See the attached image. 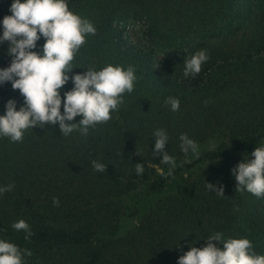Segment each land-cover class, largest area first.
Here are the masks:
<instances>
[{"label":"trees","instance_id":"16d2710c","mask_svg":"<svg viewBox=\"0 0 264 264\" xmlns=\"http://www.w3.org/2000/svg\"><path fill=\"white\" fill-rule=\"evenodd\" d=\"M10 3L0 0V18L10 14ZM67 3L96 28L75 54L73 67L80 68L72 73L113 64L132 66L137 79L112 118L86 136L78 130L65 136L53 125L26 130L20 142L0 138V185H14L0 196V238L18 245L22 255L31 252L24 264H176L188 243L201 247L217 231L246 237L255 253L264 254V196L236 191L230 174L264 141V0ZM128 11L144 20L150 44L165 49L161 64L151 50L120 39L115 23ZM227 28L249 30L241 51L210 54L197 76L184 77L183 59L190 56L179 48ZM6 47L0 44V67L9 63ZM71 87L69 81L61 95ZM167 97L179 99L177 111ZM9 98L17 108L23 102L6 82L0 114ZM158 128L167 132L165 151L176 160L171 176L152 152ZM182 133L199 146L198 157L181 152ZM92 161L105 164V172L94 170ZM137 163L144 165L140 176ZM205 182L222 185L223 195ZM20 219L33 233L28 240L11 228Z\"/></svg>","mask_w":264,"mask_h":264},{"label":"clouds","instance_id":"9594fccd","mask_svg":"<svg viewBox=\"0 0 264 264\" xmlns=\"http://www.w3.org/2000/svg\"><path fill=\"white\" fill-rule=\"evenodd\" d=\"M8 11L9 15L0 18V44L7 42L4 54L9 57L8 65L0 67V86L10 83L13 90L19 91L23 102L17 108L15 99L5 101L0 114V138L20 142L26 130L53 125L65 136L77 130L86 136L89 128L109 121L123 104L124 94L133 91L137 77L132 66L113 64L72 73V69L80 68L73 67L75 54L86 37L96 33L94 24L71 11L67 0H11ZM41 39L43 43L38 46L37 41ZM208 59L203 49L183 59V76H197ZM69 81L71 89L61 95V89ZM165 103L173 112L179 109L178 98L167 97ZM75 117L79 120L73 122ZM152 137V152L159 154L161 164L169 166L167 175L171 176L176 160L165 151L168 134L158 128ZM179 139L181 152L199 156L196 142L183 133ZM216 146L210 143L209 150H215ZM250 155L252 159L243 156L230 169V174L236 191H246L260 198L264 196V141ZM92 166L98 172H105L106 165L101 162L92 161ZM158 171L161 176L165 175L163 169ZM135 172L142 175L144 165L137 163ZM205 186L223 195L222 185L205 182ZM13 187L11 183L0 185V196ZM53 204H58L55 197ZM11 228L23 231L25 240L33 235L23 219L13 222ZM202 240L206 243L201 247L193 246L196 241L188 243L187 251L177 257L176 264H264V254L255 253L252 241L246 237H225L217 231ZM179 241L177 249L181 247ZM30 255L29 250H23L22 255L18 245L0 238V264H24L23 256Z\"/></svg>","mask_w":264,"mask_h":264},{"label":"rangeland","instance_id":"374dc122","mask_svg":"<svg viewBox=\"0 0 264 264\" xmlns=\"http://www.w3.org/2000/svg\"><path fill=\"white\" fill-rule=\"evenodd\" d=\"M115 28L125 46L151 50L153 61L156 64H161L164 61L165 52L163 50L165 49L150 44L145 22L136 12L128 11L124 19L116 21ZM249 38V30L245 28H236L235 30L227 28L213 36L193 39L189 46L184 45L178 51L189 52L188 56L202 49L206 50L208 55L216 52L237 54Z\"/></svg>","mask_w":264,"mask_h":264}]
</instances>
